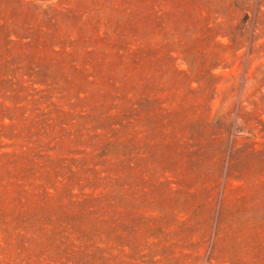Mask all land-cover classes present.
<instances>
[{
    "label": "rangeland",
    "instance_id": "obj_1",
    "mask_svg": "<svg viewBox=\"0 0 264 264\" xmlns=\"http://www.w3.org/2000/svg\"><path fill=\"white\" fill-rule=\"evenodd\" d=\"M0 264H264V0H0Z\"/></svg>",
    "mask_w": 264,
    "mask_h": 264
}]
</instances>
